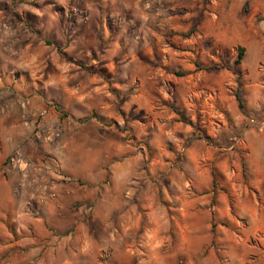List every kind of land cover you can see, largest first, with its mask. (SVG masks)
Masks as SVG:
<instances>
[{
  "label": "clouds",
  "instance_id": "1",
  "mask_svg": "<svg viewBox=\"0 0 264 264\" xmlns=\"http://www.w3.org/2000/svg\"><path fill=\"white\" fill-rule=\"evenodd\" d=\"M0 264H264V0H0Z\"/></svg>",
  "mask_w": 264,
  "mask_h": 264
},
{
  "label": "rangeland",
  "instance_id": "2",
  "mask_svg": "<svg viewBox=\"0 0 264 264\" xmlns=\"http://www.w3.org/2000/svg\"><path fill=\"white\" fill-rule=\"evenodd\" d=\"M178 75V74H177Z\"/></svg>",
  "mask_w": 264,
  "mask_h": 264
},
{
  "label": "trees",
  "instance_id": "3",
  "mask_svg": "<svg viewBox=\"0 0 264 264\" xmlns=\"http://www.w3.org/2000/svg\"><path fill=\"white\" fill-rule=\"evenodd\" d=\"M179 75V74H178Z\"/></svg>",
  "mask_w": 264,
  "mask_h": 264
}]
</instances>
